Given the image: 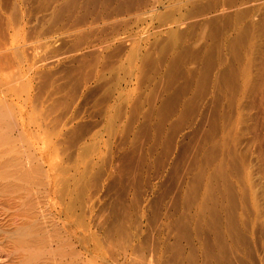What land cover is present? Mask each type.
I'll list each match as a JSON object with an SVG mask.
<instances>
[{"label":"rangeland","instance_id":"obj_1","mask_svg":"<svg viewBox=\"0 0 264 264\" xmlns=\"http://www.w3.org/2000/svg\"><path fill=\"white\" fill-rule=\"evenodd\" d=\"M0 110V264H264V0H0Z\"/></svg>","mask_w":264,"mask_h":264},{"label":"bare ground","instance_id":"obj_2","mask_svg":"<svg viewBox=\"0 0 264 264\" xmlns=\"http://www.w3.org/2000/svg\"><path fill=\"white\" fill-rule=\"evenodd\" d=\"M10 76V75H9ZM8 78V77H7ZM8 80H9V78H8ZM7 80V81H8ZM6 81V82H7ZM3 108V107H2ZM2 110V109H1ZM0 110V155H1V153L2 152H7V151H10V152H12L13 151V147L11 146V144H12V142H11V138L7 135L8 133H7V130L4 128V126H3V116H4V110L3 111H1ZM7 117H8V115H6ZM5 116V117H6ZM13 118V117H12ZM7 119H9V118H7ZM11 120V119H10ZM3 154V153H2ZM13 158V157H12ZM10 162V161H9ZM15 162V161H14ZM14 162H10L11 163V165H10V170H11V172H13V173H11V175H16L15 174V171H17L18 169L15 167V163ZM7 163H8V161H7ZM7 163H6V165L5 166H9V165H7ZM9 164V163H8ZM3 166V165H2ZM4 167H2L1 169L3 170V172L4 173H7V172H10V171H7V172H5L6 170V168L7 167H5V169H3ZM5 170V171H4ZM9 174V173H8ZM21 177H22V175H21ZM24 177V176H23Z\"/></svg>","mask_w":264,"mask_h":264}]
</instances>
